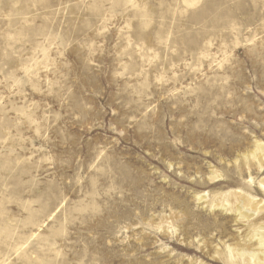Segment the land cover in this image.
I'll list each match as a JSON object with an SVG mask.
<instances>
[{"label": "rangeland", "instance_id": "374dc122", "mask_svg": "<svg viewBox=\"0 0 264 264\" xmlns=\"http://www.w3.org/2000/svg\"><path fill=\"white\" fill-rule=\"evenodd\" d=\"M260 236L264 0H0V264H247Z\"/></svg>", "mask_w": 264, "mask_h": 264}, {"label": "bare ground", "instance_id": "6f19581e", "mask_svg": "<svg viewBox=\"0 0 264 264\" xmlns=\"http://www.w3.org/2000/svg\"><path fill=\"white\" fill-rule=\"evenodd\" d=\"M241 200V199H240ZM239 210L241 212V219H250L252 216L256 215L257 210L252 209L250 207V203L247 199H242L240 202ZM246 211V212H242ZM260 251L258 254H252L251 252L245 253V252H239L237 253V257L242 261H247V264H264V236H260L258 239ZM230 249V248H229ZM244 251V250H243ZM260 255L262 258L260 259ZM247 259V260H246ZM241 264V263H239Z\"/></svg>", "mask_w": 264, "mask_h": 264}]
</instances>
